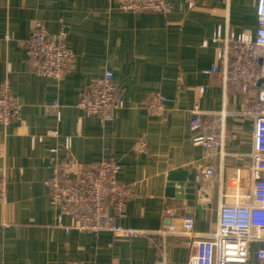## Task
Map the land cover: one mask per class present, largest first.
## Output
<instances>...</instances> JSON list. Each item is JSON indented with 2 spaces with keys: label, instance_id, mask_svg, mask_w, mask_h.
Segmentation results:
<instances>
[{
  "label": "crops",
  "instance_id": "obj_1",
  "mask_svg": "<svg viewBox=\"0 0 264 264\" xmlns=\"http://www.w3.org/2000/svg\"><path fill=\"white\" fill-rule=\"evenodd\" d=\"M167 2L170 10L163 13L123 11L116 0H0V81L10 79L20 104L9 124L0 123V171L7 179L0 264H154L161 254L169 264H188L196 248L185 219L199 237L216 227L226 174L216 156L211 188L201 185L210 163L190 140V109L197 104L203 119L221 111L225 149L251 148L254 118L242 110L258 87L225 85L220 72L210 71L221 64L217 53L200 44L215 30H255V0ZM36 20L52 34L67 30L74 57L61 79L37 74L27 60L21 42ZM105 69H112L124 105L100 124L76 100ZM154 91L167 97L158 116L145 108ZM65 137L71 138L68 149ZM66 155L79 163L119 164L116 177L130 194L120 212L108 210L131 234L69 227L71 217L46 184L51 165ZM179 169L186 170L183 180H170ZM177 182L183 195H176Z\"/></svg>",
  "mask_w": 264,
  "mask_h": 264
},
{
  "label": "built area",
  "instance_id": "obj_2",
  "mask_svg": "<svg viewBox=\"0 0 264 264\" xmlns=\"http://www.w3.org/2000/svg\"><path fill=\"white\" fill-rule=\"evenodd\" d=\"M116 2L123 11L166 13L170 10L167 0ZM255 20L253 31H231L223 35L220 30H215L200 44L202 51L217 53L221 64H213L210 71L220 72L225 85L244 90L256 85L258 90L242 110L244 115L254 118L251 148L225 149L224 113L221 111L203 119L197 104L190 109V140L202 146L206 161L210 163L202 170L201 185L211 188L216 156L226 180L223 193L222 187L219 189L221 199L217 206V223L211 233L199 237L191 219H185V232L196 248L188 264H264V0H255ZM67 36L64 27L52 34L42 21H34L30 34L21 43L37 74L62 78L74 57L67 45ZM113 77L112 69H105L95 81L85 84L77 96L76 106L86 115H96L100 124L124 105L123 92L115 85ZM260 79L262 81L258 83ZM166 99L163 93L154 91L145 108L151 116H158L164 110ZM19 105L11 81L5 77L0 81V123L9 124L17 116ZM47 134L54 135L55 131L49 130ZM70 139L65 137L66 149L70 147ZM143 145V141L136 143L139 149ZM118 169L116 161L106 159L79 163L66 155L54 161L46 184L51 199L71 217L69 227L93 234L133 232L118 223L108 210L112 206L120 212L130 194L128 185L116 177ZM6 192L7 179L0 171V200L4 199ZM154 264L169 262L161 254Z\"/></svg>",
  "mask_w": 264,
  "mask_h": 264
},
{
  "label": "water",
  "instance_id": "obj_3",
  "mask_svg": "<svg viewBox=\"0 0 264 264\" xmlns=\"http://www.w3.org/2000/svg\"><path fill=\"white\" fill-rule=\"evenodd\" d=\"M262 81V79H260L259 81H258V83H260ZM186 175V170H184V169H179V170H176V171H173V172H171L170 173V175H169V179L170 180H173V181H181V180H183V177ZM189 180H191V181H194V175H190V178H189ZM177 187L175 188V190H177L178 189V191H177V193H176V195H183L184 193H183V189L181 188L180 189V187H182V185H183V183L182 182H177ZM179 186V187H178ZM185 196L187 197V198H193L194 197V195H192V194H190V193H187V194H185Z\"/></svg>",
  "mask_w": 264,
  "mask_h": 264
}]
</instances>
